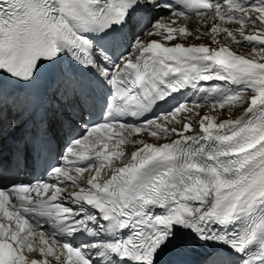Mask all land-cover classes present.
Masks as SVG:
<instances>
[{
	"label": "snow or ice",
	"instance_id": "6c2138e0",
	"mask_svg": "<svg viewBox=\"0 0 264 264\" xmlns=\"http://www.w3.org/2000/svg\"><path fill=\"white\" fill-rule=\"evenodd\" d=\"M193 251L264 264V0H0V264Z\"/></svg>",
	"mask_w": 264,
	"mask_h": 264
},
{
	"label": "bare ground",
	"instance_id": "6f19581e",
	"mask_svg": "<svg viewBox=\"0 0 264 264\" xmlns=\"http://www.w3.org/2000/svg\"><path fill=\"white\" fill-rule=\"evenodd\" d=\"M199 26V23L198 21H196V19H193L192 21L189 22V27L190 28H196ZM200 41H196V43H199ZM128 150H132L133 149V146L132 145H127L126 146Z\"/></svg>",
	"mask_w": 264,
	"mask_h": 264
},
{
	"label": "rangeland",
	"instance_id": "374dc122",
	"mask_svg": "<svg viewBox=\"0 0 264 264\" xmlns=\"http://www.w3.org/2000/svg\"><path fill=\"white\" fill-rule=\"evenodd\" d=\"M239 51L240 52H245V51H248V49H246V48H240Z\"/></svg>",
	"mask_w": 264,
	"mask_h": 264
}]
</instances>
